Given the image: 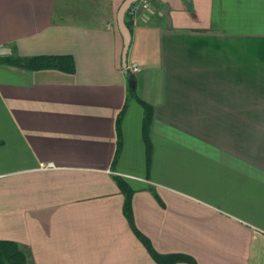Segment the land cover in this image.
<instances>
[{
	"label": "crops",
	"instance_id": "0c3cea01",
	"mask_svg": "<svg viewBox=\"0 0 264 264\" xmlns=\"http://www.w3.org/2000/svg\"><path fill=\"white\" fill-rule=\"evenodd\" d=\"M122 1L0 0V240L25 264H161L117 175L159 254L264 264V0L125 13V67ZM34 55H69L74 70L3 61Z\"/></svg>",
	"mask_w": 264,
	"mask_h": 264
},
{
	"label": "trees",
	"instance_id": "16d2710c",
	"mask_svg": "<svg viewBox=\"0 0 264 264\" xmlns=\"http://www.w3.org/2000/svg\"><path fill=\"white\" fill-rule=\"evenodd\" d=\"M3 61H6L7 64L15 65L27 69L37 70V69H50L56 68L60 70H64L66 72H72L74 70V62L69 55H34L30 57H21V56H7ZM128 77L133 79L131 73H128ZM131 96H135L134 88H130ZM123 111H121L116 120V129L118 133L117 138V150L115 152V156L113 159V163H115L119 149L121 147V138L119 136V125L122 118ZM151 108L150 106H146L145 109V119L143 124V139L146 146V161L149 162L150 154H151V142L148 137V125L151 118ZM114 180L116 181L121 193L124 195L123 201V213L125 214L131 228L134 230L136 235L140 238V240L144 243L148 253L150 256L156 260V262L161 264L173 263L176 261H186L189 264H195L194 260L184 254L181 253H173V254H159L156 252L151 246L150 242L147 238L142 236L134 227L132 222V211H131V197L133 194V189L127 183V181L121 176H114ZM25 252L23 249L14 241L9 240H0V264H25Z\"/></svg>",
	"mask_w": 264,
	"mask_h": 264
},
{
	"label": "water",
	"instance_id": "95a60500",
	"mask_svg": "<svg viewBox=\"0 0 264 264\" xmlns=\"http://www.w3.org/2000/svg\"><path fill=\"white\" fill-rule=\"evenodd\" d=\"M135 1L136 0H123L118 8L117 15H116L118 29L122 36L123 45H122V50H121V59H122V63L124 67L126 66L127 51H128V47L130 43V30L125 21V13L127 9L129 8V6ZM4 52H9V50L8 48H4L1 46L0 53H4ZM129 86L133 88L134 82L130 81Z\"/></svg>",
	"mask_w": 264,
	"mask_h": 264
},
{
	"label": "built area",
	"instance_id": "2783aa9c",
	"mask_svg": "<svg viewBox=\"0 0 264 264\" xmlns=\"http://www.w3.org/2000/svg\"><path fill=\"white\" fill-rule=\"evenodd\" d=\"M152 2H153V0H136L135 2H133L126 11L127 19L131 23L135 24L136 21L138 20L139 16H140V14H142L144 12L146 13V12L151 10ZM128 69L131 72H136L139 70V66L135 62H132L129 64ZM51 166H53V165L51 163H48V164H45L43 167L47 168V167H51Z\"/></svg>",
	"mask_w": 264,
	"mask_h": 264
}]
</instances>
